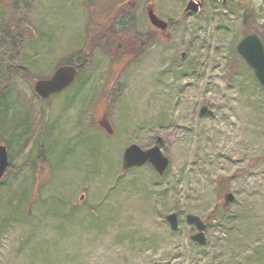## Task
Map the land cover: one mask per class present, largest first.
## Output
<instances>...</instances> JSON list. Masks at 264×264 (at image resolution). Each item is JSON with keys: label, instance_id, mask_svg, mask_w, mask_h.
Segmentation results:
<instances>
[{"label": "rangeland", "instance_id": "rangeland-1", "mask_svg": "<svg viewBox=\"0 0 264 264\" xmlns=\"http://www.w3.org/2000/svg\"><path fill=\"white\" fill-rule=\"evenodd\" d=\"M124 1L0 0V264H264V88L236 54L249 34L264 44V0H205L188 18V0H132L135 30L114 36ZM147 4L171 41L129 60ZM68 64L75 83L40 100L34 83ZM157 138L164 178L123 173L124 150Z\"/></svg>", "mask_w": 264, "mask_h": 264}, {"label": "water", "instance_id": "water-1", "mask_svg": "<svg viewBox=\"0 0 264 264\" xmlns=\"http://www.w3.org/2000/svg\"><path fill=\"white\" fill-rule=\"evenodd\" d=\"M219 1L222 5L227 4V0H213ZM203 7V0H188L183 14H199ZM149 19L152 25L166 29V23L159 20L153 11L149 12ZM238 55L242 58L246 66L252 71L254 78L261 88H264V44L256 34H250L244 37L236 47ZM78 75L77 68L73 66L58 67L49 79L38 80L33 85L35 95L42 101H46L51 97L62 94L70 88ZM212 115L208 107L203 106L199 111V116L203 117ZM109 134L111 132L107 131ZM162 139L157 138L153 147L143 150L137 145H130L127 147L122 155V172L139 168L143 166L151 167L158 179L165 176L166 170L169 166V159L166 158L161 151ZM9 167L8 151L6 147L0 145V181L2 180L6 170ZM234 197L232 194L224 195V205L227 206L232 203ZM164 221L169 226L172 232L178 230V216L175 213L164 217ZM186 223L191 226L196 234L191 240L201 246L205 245V225L194 215H188L185 218Z\"/></svg>", "mask_w": 264, "mask_h": 264}, {"label": "flooded vegetation", "instance_id": "flooded-vegetation-1", "mask_svg": "<svg viewBox=\"0 0 264 264\" xmlns=\"http://www.w3.org/2000/svg\"><path fill=\"white\" fill-rule=\"evenodd\" d=\"M129 1H132V0H125L122 4L119 5V7H120L119 9L122 11L121 15L118 16V14H115V12H113L108 17V20H111V23L108 24L109 25L108 28L111 29V34L114 36H118V35L124 36V35H127L129 32H134V30H135L134 29L135 25L133 24L135 3H130ZM216 2H219V1H216ZM186 4L187 3H185V6H186ZM204 5H205V0H203V7L201 9V12L204 8ZM127 6H129V7H127ZM185 6H184V8H185ZM150 11H153V14L159 20L166 23V29H160V28L151 24L150 19H149V12ZM183 11H184V9H183ZM142 13H143L145 20H146V23L150 29L146 32H143V34H141V35H138V34L133 35L135 38V40H134L135 41V48L134 47L129 48L128 50L124 51V53L122 55V57L129 58V60L132 58H135V56H139V54H141L143 52V50L148 46L149 47L155 46V45L162 46V45L167 44L168 42L171 41L172 36H171V32H170V27H171L170 22L160 18L157 15L156 11L154 10V8L151 4L145 5ZM190 16H195V14L183 15V17H185V18H188ZM120 21H123V23H120ZM125 24H127L128 26L126 27ZM121 26H124V27H121ZM120 30H121V32L118 33ZM136 40H138V42H136ZM236 47H237V45H236ZM236 54L238 55L237 51H236ZM183 57H184V54L183 53L180 54V58L182 59ZM105 129L108 130V127H105ZM191 232L192 233L194 232L192 227H191ZM195 233H193V235H195Z\"/></svg>", "mask_w": 264, "mask_h": 264}, {"label": "trees", "instance_id": "trees-1", "mask_svg": "<svg viewBox=\"0 0 264 264\" xmlns=\"http://www.w3.org/2000/svg\"><path fill=\"white\" fill-rule=\"evenodd\" d=\"M247 16V15H246ZM125 22V21H124ZM120 23H123V21H120ZM125 26L127 27L128 25L127 24H125ZM121 27H124V26H121ZM121 32V30L118 32V33H120ZM95 40V39H94ZM80 55V54H79ZM68 65H70V64H68ZM80 66H81V64H80ZM77 67L78 68V70H79V72H78V74L80 73V70H81V67ZM1 90H2V88H0ZM4 96H6V94H3V96L1 97V101H0V106L2 105V102L5 100V98H4ZM3 98V99H2ZM26 123V121L24 122V124ZM35 131V130H34ZM39 133L38 132H36V134H35V137H34V132H33V136H32V138L34 137V139H33V143L39 138ZM23 138V134H22V137H21V139ZM8 149V148H7ZM9 153V152H8ZM42 153L41 152H39L38 153V155H37V157H36V159L35 160H40L41 162L43 161V159H41V155ZM10 157H11V154L9 153V160H10ZM9 167H11L10 165H9ZM7 171H8V169H7ZM7 171L5 172V173H7ZM3 182H0V188H2L3 187Z\"/></svg>", "mask_w": 264, "mask_h": 264}]
</instances>
